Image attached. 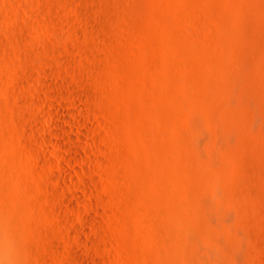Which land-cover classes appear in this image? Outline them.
<instances>
[{
	"label": "rangeland",
	"instance_id": "1",
	"mask_svg": "<svg viewBox=\"0 0 264 264\" xmlns=\"http://www.w3.org/2000/svg\"><path fill=\"white\" fill-rule=\"evenodd\" d=\"M0 264H264V0H0Z\"/></svg>",
	"mask_w": 264,
	"mask_h": 264
}]
</instances>
